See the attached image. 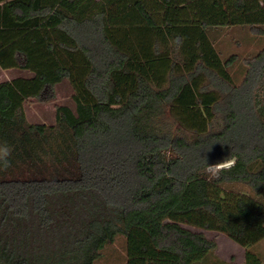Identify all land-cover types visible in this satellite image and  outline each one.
Here are the masks:
<instances>
[{
  "label": "trees",
  "instance_id": "16d2710c",
  "mask_svg": "<svg viewBox=\"0 0 264 264\" xmlns=\"http://www.w3.org/2000/svg\"><path fill=\"white\" fill-rule=\"evenodd\" d=\"M232 27L263 34L264 0H0V68L31 74L0 82V264H97L119 236L126 264H233L202 231L263 264L264 48L236 83ZM65 80L76 111L29 123Z\"/></svg>",
  "mask_w": 264,
  "mask_h": 264
},
{
  "label": "rangeland",
  "instance_id": "374dc122",
  "mask_svg": "<svg viewBox=\"0 0 264 264\" xmlns=\"http://www.w3.org/2000/svg\"><path fill=\"white\" fill-rule=\"evenodd\" d=\"M213 43L223 59L230 56H237V61L230 68L236 83H240L246 71L244 60L256 55L264 48V33H253L249 27H232L218 29L211 32ZM31 74L22 70H4L0 68V82L11 80L16 77H30ZM74 90L72 85L63 81L48 90L42 98L31 99L25 104L27 120L31 124L54 125L56 122V106H68L76 111V104L73 100ZM236 190L245 189L235 186ZM206 237L217 243L220 254L227 259L235 256L232 261L242 264L245 260V251L240 245L223 234L209 231H202ZM251 250L259 256L264 264V240L253 245ZM127 263V243L123 236H119L116 241L105 247L102 257L97 264H126Z\"/></svg>",
  "mask_w": 264,
  "mask_h": 264
},
{
  "label": "clouds",
  "instance_id": "9594fccd",
  "mask_svg": "<svg viewBox=\"0 0 264 264\" xmlns=\"http://www.w3.org/2000/svg\"><path fill=\"white\" fill-rule=\"evenodd\" d=\"M12 154L11 146L6 142H0V170H6L11 167V160L9 157ZM237 163L236 157H227L224 160L215 163L208 164L206 162L207 171L212 175H217L221 171L230 170Z\"/></svg>",
  "mask_w": 264,
  "mask_h": 264
},
{
  "label": "crops",
  "instance_id": "0c3cea01",
  "mask_svg": "<svg viewBox=\"0 0 264 264\" xmlns=\"http://www.w3.org/2000/svg\"><path fill=\"white\" fill-rule=\"evenodd\" d=\"M11 70H19V69H11ZM16 78H17V77H16ZM13 79H14V78H13ZM218 248H219V246H218ZM242 249H244V251L246 252L245 248L242 247ZM216 254H217V256H218L219 258H221V259L224 260V261L232 262L233 264H237V262L235 263V261H232L233 258H234L235 256H232L230 259H227L226 257H224V256H222V255L220 254V252H219L218 249L216 250ZM242 264H245V260L242 262Z\"/></svg>",
  "mask_w": 264,
  "mask_h": 264
}]
</instances>
